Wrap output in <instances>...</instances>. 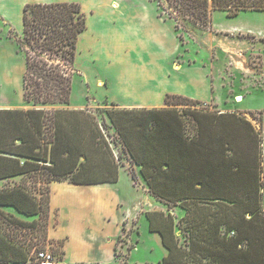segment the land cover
Masks as SVG:
<instances>
[{
	"label": "trees",
	"instance_id": "16d2710c",
	"mask_svg": "<svg viewBox=\"0 0 264 264\" xmlns=\"http://www.w3.org/2000/svg\"><path fill=\"white\" fill-rule=\"evenodd\" d=\"M156 1L175 28L204 27L211 10L229 17L264 11V0ZM85 28L77 1L22 7L17 45L24 59L22 98L31 106L0 108V264H34L41 250L36 243L49 237L51 182L118 180L121 164L95 115L56 107L70 102L77 41ZM199 102L166 93L163 106L109 101L105 111L150 197L183 212L178 218L170 210L144 212L166 250L159 264H264L261 127ZM49 240L63 247V239Z\"/></svg>",
	"mask_w": 264,
	"mask_h": 264
},
{
	"label": "rangeland",
	"instance_id": "374dc122",
	"mask_svg": "<svg viewBox=\"0 0 264 264\" xmlns=\"http://www.w3.org/2000/svg\"><path fill=\"white\" fill-rule=\"evenodd\" d=\"M29 1L53 0H0V107L31 106L22 98L24 59L17 45L21 35L17 23L18 10L24 2ZM74 1L80 3L85 13L86 28L79 35L77 58L72 71L71 100L77 103L86 96L79 108L95 115L114 160L118 158L116 162L121 164L115 188L119 196V214L126 218L120 222V232L114 222L113 226L105 229L114 235L119 232L114 244L118 264H159L165 251L158 234L148 229L144 212L170 210L176 218L183 212L178 207L167 209L150 197L147 190H143L141 182L138 185L136 166L124 153L105 113L111 107L108 104L110 100L102 97L91 104L90 100L99 96L108 84L113 93L123 94L116 83L118 78L114 79L113 76L123 58L136 61V73L139 74L144 73L142 70L149 68L152 61L160 62L163 70L168 69L169 74L164 78L154 77L153 80L160 84L166 79L165 83L173 86L180 84L176 69L185 68L186 63L191 64V61L201 64L197 66L206 67L212 81L210 97L196 99L200 101L198 106L234 111L245 116L257 128L261 127L264 172V11L245 10L229 17L225 11L211 10L206 26L198 29L191 26L175 28L173 20L160 13L156 0ZM153 51L157 54L149 58ZM89 58H93L94 62L88 61ZM114 60L118 61L113 64ZM96 71L102 75H96ZM187 75H193V72ZM147 77L144 74L134 79H122L141 89ZM237 96L242 99L236 101ZM73 105L56 107L72 108ZM262 192L261 209L264 211V187ZM35 246L49 249L63 260L62 247L50 241L49 237L38 240ZM107 250H104L105 254ZM60 264H64L63 261ZM102 264L113 262L102 260Z\"/></svg>",
	"mask_w": 264,
	"mask_h": 264
},
{
	"label": "crops",
	"instance_id": "0c3cea01",
	"mask_svg": "<svg viewBox=\"0 0 264 264\" xmlns=\"http://www.w3.org/2000/svg\"><path fill=\"white\" fill-rule=\"evenodd\" d=\"M25 3L26 2H24L23 5ZM23 5L20 6V11L18 10L17 16V23L21 29ZM117 29L118 28L114 29L116 33ZM78 43L79 38L77 46ZM153 52L154 53H151V56H148L149 58H151L152 55L154 56L157 54V52ZM129 54L131 53L129 52ZM76 58L77 51L75 61ZM128 59L131 60L130 57ZM90 60L94 62L93 58L88 59V61ZM120 60H122V63L120 61V64L118 65V68H116L113 76L114 79L116 77L118 78V82L116 83L118 84V87L123 90V94L113 93L107 83L108 87L104 88L99 96L92 98L90 100L91 102L89 101L90 104L92 102H97V100L102 99V97H105L110 101L116 102L119 107H159L164 105V96L166 93L181 94L192 99H207L211 95V75L207 72L208 69L206 67L203 66L207 73L204 71V68L197 66L201 64L191 61V64L186 63L185 68L176 69L177 78L180 84L178 86H173L169 83H165L166 79L163 82L160 81V84L153 80L154 77L164 78V75L168 76L169 74V70H163V66L160 62L152 61V67L150 66L149 68L142 70L144 73L139 74L136 73V66L138 65L136 61L130 62L126 58ZM116 61L118 60H114L113 64H115ZM133 68H135V70ZM191 71L193 72V75H187V73ZM95 73L96 75H102L98 71ZM144 74L148 77L141 89L131 86L128 82H125L122 79L123 77H131L134 79V77L137 78L139 76H143ZM85 97L84 100H80L77 103L74 101L72 102L70 98L69 104L74 103L72 107L73 109L79 108L81 107L80 105L85 102ZM75 104H79V106H76ZM138 180V185L141 182V187L145 191L146 186L141 180L139 174ZM117 181L98 184H74L68 182L67 180H63L53 181L50 183V218L48 236L54 239H63L62 248L64 250V255L62 261L64 264H102V260H112L113 264H118L114 254V244L115 239L121 230L120 222H122L126 217L119 214V196L117 194L118 191L115 188ZM2 184L3 180H0V186ZM112 222L118 226L119 232L115 235L113 232L106 231L105 229L107 226H113ZM90 228H92V230H90ZM88 229L90 231H88ZM106 249L108 250L105 254L104 250ZM164 251L166 252L165 248ZM114 259L115 262L113 261Z\"/></svg>",
	"mask_w": 264,
	"mask_h": 264
},
{
	"label": "built area",
	"instance_id": "2783aa9c",
	"mask_svg": "<svg viewBox=\"0 0 264 264\" xmlns=\"http://www.w3.org/2000/svg\"><path fill=\"white\" fill-rule=\"evenodd\" d=\"M34 264H60L49 249L38 250Z\"/></svg>",
	"mask_w": 264,
	"mask_h": 264
},
{
	"label": "bare ground",
	"instance_id": "6f19581e",
	"mask_svg": "<svg viewBox=\"0 0 264 264\" xmlns=\"http://www.w3.org/2000/svg\"><path fill=\"white\" fill-rule=\"evenodd\" d=\"M241 99H242V97H239V96H237V97L235 98L236 101H240Z\"/></svg>",
	"mask_w": 264,
	"mask_h": 264
}]
</instances>
